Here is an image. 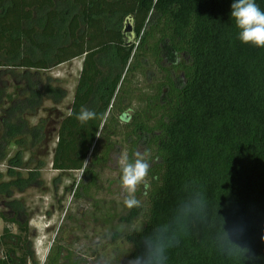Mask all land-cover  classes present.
Returning a JSON list of instances; mask_svg holds the SVG:
<instances>
[{"label": "trees", "instance_id": "trees-1", "mask_svg": "<svg viewBox=\"0 0 264 264\" xmlns=\"http://www.w3.org/2000/svg\"><path fill=\"white\" fill-rule=\"evenodd\" d=\"M232 2L0 0V72L17 80L0 81V264L33 261L22 195L50 154L54 170L82 172L74 196L97 202L103 173L121 177L112 167L137 153L149 164L148 204L120 216L142 220L124 235L123 264L163 225L175 232L167 264H264V48L237 39ZM129 17L135 30L124 33ZM76 58L73 100L59 113L66 90L48 72ZM47 101L55 118L32 124ZM82 108L97 118L82 125ZM196 193L203 209L182 216ZM64 250L54 242L45 264L85 263Z\"/></svg>", "mask_w": 264, "mask_h": 264}, {"label": "rangeland", "instance_id": "rangeland-1", "mask_svg": "<svg viewBox=\"0 0 264 264\" xmlns=\"http://www.w3.org/2000/svg\"><path fill=\"white\" fill-rule=\"evenodd\" d=\"M132 25L133 33L135 25L134 23ZM81 68L82 58H76L48 72L53 78L59 79L66 90V97L56 106L55 111L59 113L68 111ZM0 81H6L9 85L17 83V80H13L5 70L0 72ZM53 107L55 106L51 101L45 102L43 109L31 123L37 124L40 119L47 117L54 119L55 115H49L48 112ZM53 147L54 142L50 143L49 150L51 151ZM13 152L14 149L10 154ZM46 160L47 165L42 170L41 182L22 195L29 210L28 234L23 245L25 250L26 247L29 249L33 259L29 264H45L54 242H58L66 249L63 251V258L68 255L69 249L83 260L84 264H123L131 247L124 235L138 228L142 220L141 216L133 223L120 220V216L127 215L130 208L124 204L127 193L121 186L119 172L107 169L103 173V190L95 202L85 198L77 199L74 191L70 189L75 181L80 180L82 172L60 173L51 166V154ZM115 167H120V164L112 168ZM6 170V162L1 163L0 172L5 175ZM146 182L145 177L136 186L134 193L140 205L144 207L148 204L146 187L142 186ZM5 226L7 223L0 218V235ZM9 226L13 233H19L16 225ZM116 233H119L118 237H115Z\"/></svg>", "mask_w": 264, "mask_h": 264}, {"label": "clouds", "instance_id": "clouds-1", "mask_svg": "<svg viewBox=\"0 0 264 264\" xmlns=\"http://www.w3.org/2000/svg\"><path fill=\"white\" fill-rule=\"evenodd\" d=\"M231 19H234L238 29L237 39L243 43L256 48H264V10L256 3V0H233L231 4ZM97 118V113L82 108L76 114V119L83 125ZM121 171V186L127 195L124 204L128 208L138 207L140 201L134 193L136 186L140 184L148 174L149 164L139 154L134 160L129 159L127 154L121 156L119 161ZM204 207L203 198L199 193L193 195L192 199L181 206L179 212L182 216L196 214ZM183 227L177 223V231ZM175 232L171 231L168 225L159 227L154 234L149 236L144 243V252L137 256L132 264H167L168 253L173 245ZM228 254H233V249H227Z\"/></svg>", "mask_w": 264, "mask_h": 264}, {"label": "water", "instance_id": "water-1", "mask_svg": "<svg viewBox=\"0 0 264 264\" xmlns=\"http://www.w3.org/2000/svg\"><path fill=\"white\" fill-rule=\"evenodd\" d=\"M132 17H129L125 21L124 33H131L133 31Z\"/></svg>", "mask_w": 264, "mask_h": 264}]
</instances>
